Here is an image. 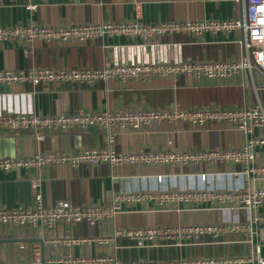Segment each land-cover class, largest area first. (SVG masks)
<instances>
[{
	"label": "crops",
	"instance_id": "0c3cea01",
	"mask_svg": "<svg viewBox=\"0 0 264 264\" xmlns=\"http://www.w3.org/2000/svg\"><path fill=\"white\" fill-rule=\"evenodd\" d=\"M0 0V28L100 25L126 21L143 23L185 22L202 19L231 20L238 17L237 0ZM35 5L29 9L28 5ZM240 32L164 36L156 46L142 45L134 38L104 37L86 45L47 43L41 40L0 41V71H30L38 68H101L118 64H158L175 62H224L240 59L244 54ZM262 80V79H261ZM263 81V80H262ZM264 104V85L253 86L249 76L228 82L188 76L133 80L129 85L118 81H100L93 86L77 83L49 85L0 84V114L27 113L39 116L104 113L137 109L167 108L179 104L183 108L201 106H253ZM223 128V127H222ZM34 129L9 131L0 129V159H26L46 153L77 155L87 148H104L107 138L101 129L70 133L41 132ZM243 136L234 131L214 127L199 131L184 124L156 123L138 132L121 133L115 142L118 152L154 150H204L239 147ZM264 162V156L261 158ZM210 172L202 167H121L106 164H49L40 168L0 170V208H32L41 195L46 206L61 201L74 205L106 202L113 191L158 193L167 190L225 188L231 179L199 175ZM163 174L162 182L157 175ZM241 180L236 182L241 184ZM146 204L126 208L106 228L76 224L49 232L41 227L8 228L0 226V263L29 260L33 248L41 249L43 264H58V259L101 254L94 245L67 247L59 240L73 237H97L112 233L118 227H151L184 223L210 222V213L145 212ZM264 212V208L262 209ZM44 241L42 245L39 241ZM235 237L225 243L189 246L187 248H136L117 250L124 260L168 259L186 256L235 254L245 250L234 244ZM264 240V226L256 242ZM120 244V243H119ZM123 244H126L123 242ZM109 251L114 253V248Z\"/></svg>",
	"mask_w": 264,
	"mask_h": 264
},
{
	"label": "built area",
	"instance_id": "2783aa9c",
	"mask_svg": "<svg viewBox=\"0 0 264 264\" xmlns=\"http://www.w3.org/2000/svg\"><path fill=\"white\" fill-rule=\"evenodd\" d=\"M137 7L141 6L135 0ZM238 17L231 20L202 19L185 22L143 23L126 21L100 25L0 28V41L41 40L47 43L86 45L104 37H128L142 45L156 46L164 36L187 35L201 37L205 34L240 32L243 56L224 62H175L158 64H118L101 68H38L30 71H0V84L49 85L52 83H77L93 86L100 81H118L129 85L133 80L150 81L153 78L188 76L197 80L206 78L228 82L237 77L249 76L256 91L264 85V0H237ZM34 9L35 5H28ZM263 81H262V80ZM184 124L195 130L214 127L238 132L243 136L239 147L204 150H154L148 152H118L117 137L125 132H138L156 123ZM223 127V128H222ZM98 128L104 131L107 146L87 148L77 155L46 153L26 159H0V170L16 168L34 169L49 164H64L73 168L81 165L101 164L111 169L121 167H206L211 175L231 179L234 184L225 188L167 190L158 193L113 191L109 199L100 204L74 205L61 201L46 206L41 195L32 208H0V226L12 229L27 226L41 227L49 232L60 227L85 224L106 228L117 216L127 213L126 208L146 204L145 212L210 213L212 221L151 227H118L112 233L97 237H73L59 240L67 247L94 245L103 252L97 255L58 259V264H264V240L256 242L264 226V104L253 106H201L183 108L174 104L167 108L107 111L104 113H77L73 115L39 116L27 113L0 114V129L19 131L34 129L41 132H86ZM163 174L157 175L162 182ZM241 180V184L236 182ZM235 237V244L245 250L235 254L214 256H186L168 259L124 260L117 250L136 248H175L216 244ZM125 242L126 244H123ZM120 243V244H119ZM114 248V253L109 248ZM0 264H43L41 249L33 248V256L26 261Z\"/></svg>",
	"mask_w": 264,
	"mask_h": 264
},
{
	"label": "water",
	"instance_id": "95a60500",
	"mask_svg": "<svg viewBox=\"0 0 264 264\" xmlns=\"http://www.w3.org/2000/svg\"><path fill=\"white\" fill-rule=\"evenodd\" d=\"M42 245H44V241L41 239L40 241H39Z\"/></svg>",
	"mask_w": 264,
	"mask_h": 264
}]
</instances>
